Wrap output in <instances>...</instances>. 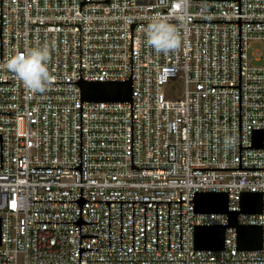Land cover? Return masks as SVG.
Here are the masks:
<instances>
[{
	"label": "built area",
	"instance_id": "obj_1",
	"mask_svg": "<svg viewBox=\"0 0 264 264\" xmlns=\"http://www.w3.org/2000/svg\"><path fill=\"white\" fill-rule=\"evenodd\" d=\"M156 15L182 36L167 55L145 42ZM45 43L52 87L30 94L5 65ZM127 80L129 101L82 99L80 81ZM202 191L228 192L262 247L228 226L196 248V225L229 222L195 211ZM0 264H264V0H0Z\"/></svg>",
	"mask_w": 264,
	"mask_h": 264
},
{
	"label": "water",
	"instance_id": "obj_2",
	"mask_svg": "<svg viewBox=\"0 0 264 264\" xmlns=\"http://www.w3.org/2000/svg\"><path fill=\"white\" fill-rule=\"evenodd\" d=\"M83 100L88 101H129L132 99V81L98 82L80 81ZM255 146H262V132L254 138ZM229 195L226 191H202L195 194L196 212H227V224H198L195 226V246L198 249L220 250L225 247V233L228 226H234L241 249L256 250L262 247L263 226L261 224H240V211L228 210ZM242 212H262L263 193L246 191L241 195Z\"/></svg>",
	"mask_w": 264,
	"mask_h": 264
},
{
	"label": "clouds",
	"instance_id": "obj_3",
	"mask_svg": "<svg viewBox=\"0 0 264 264\" xmlns=\"http://www.w3.org/2000/svg\"><path fill=\"white\" fill-rule=\"evenodd\" d=\"M189 0H183L187 4ZM146 44L158 54L167 55L177 50L182 44L178 28L171 23V17L156 15L146 28ZM51 49L49 44L29 48L23 53L11 55L5 65L6 70L20 81L30 94H45L51 87L54 76L50 72ZM233 136L224 137V147L233 146Z\"/></svg>",
	"mask_w": 264,
	"mask_h": 264
},
{
	"label": "rangeland",
	"instance_id": "obj_4",
	"mask_svg": "<svg viewBox=\"0 0 264 264\" xmlns=\"http://www.w3.org/2000/svg\"><path fill=\"white\" fill-rule=\"evenodd\" d=\"M263 44L259 41L252 42V49H259L262 48ZM185 89V85L183 83V80L179 77L172 78L169 82V90L172 93L173 96L182 95Z\"/></svg>",
	"mask_w": 264,
	"mask_h": 264
}]
</instances>
